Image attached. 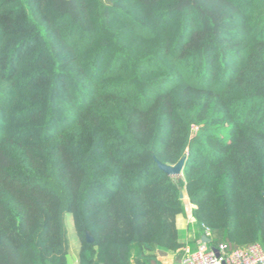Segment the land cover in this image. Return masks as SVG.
Wrapping results in <instances>:
<instances>
[{"label":"trees","instance_id":"trees-1","mask_svg":"<svg viewBox=\"0 0 264 264\" xmlns=\"http://www.w3.org/2000/svg\"><path fill=\"white\" fill-rule=\"evenodd\" d=\"M181 191L264 249V0H0V264H69L66 213L75 264H161Z\"/></svg>","mask_w":264,"mask_h":264},{"label":"built area","instance_id":"built-area-1","mask_svg":"<svg viewBox=\"0 0 264 264\" xmlns=\"http://www.w3.org/2000/svg\"><path fill=\"white\" fill-rule=\"evenodd\" d=\"M203 235L211 237V231L203 227ZM217 249L218 254L213 250ZM182 264H264V249L259 243H251L230 249L225 242L216 246L200 239L194 250L185 249Z\"/></svg>","mask_w":264,"mask_h":264},{"label":"crops","instance_id":"crops-1","mask_svg":"<svg viewBox=\"0 0 264 264\" xmlns=\"http://www.w3.org/2000/svg\"><path fill=\"white\" fill-rule=\"evenodd\" d=\"M183 204L185 213L176 218V225L180 231V241L183 246L177 251H164L158 254L161 264H182L181 258L185 254V249L194 250L198 240L203 237V229L196 223L192 209L194 205L189 202L187 195L184 193ZM79 251V242H69V253L73 256V262H77Z\"/></svg>","mask_w":264,"mask_h":264},{"label":"water","instance_id":"water-1","mask_svg":"<svg viewBox=\"0 0 264 264\" xmlns=\"http://www.w3.org/2000/svg\"><path fill=\"white\" fill-rule=\"evenodd\" d=\"M184 161H185V159H184V157H182L176 164L170 165V164L161 163L160 161L157 160V165L162 171H164L165 173H167L169 175H181L182 169L184 166ZM179 197L181 199H183V197H184L183 191H181L179 193ZM86 240H87V242H93V237L89 233H87L86 234ZM202 240H204L205 242H209L210 238L205 237L203 235ZM213 250L216 252V254H218L217 249L215 247H213Z\"/></svg>","mask_w":264,"mask_h":264},{"label":"rangeland","instance_id":"rangeland-1","mask_svg":"<svg viewBox=\"0 0 264 264\" xmlns=\"http://www.w3.org/2000/svg\"><path fill=\"white\" fill-rule=\"evenodd\" d=\"M64 221L66 225V230H67V238L70 243L72 242H78V239L75 234L74 226H73V221H72V216L70 213H66L64 215ZM68 262L69 264H75L76 262H73V256L69 253L68 255Z\"/></svg>","mask_w":264,"mask_h":264}]
</instances>
